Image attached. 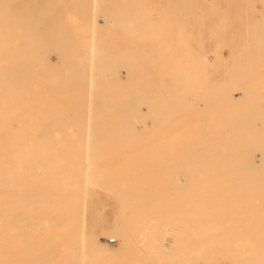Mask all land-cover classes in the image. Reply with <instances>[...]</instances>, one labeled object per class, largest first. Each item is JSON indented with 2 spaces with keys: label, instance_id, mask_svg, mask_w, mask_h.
Instances as JSON below:
<instances>
[{
  "label": "bare ground",
  "instance_id": "1",
  "mask_svg": "<svg viewBox=\"0 0 264 264\" xmlns=\"http://www.w3.org/2000/svg\"><path fill=\"white\" fill-rule=\"evenodd\" d=\"M51 1L52 0L46 1L44 4H45V6H48L50 8L51 12L52 11L55 12L56 11L55 9L57 7L58 8L61 7L58 5L59 0H58V2H56L57 0H53V2H51ZM60 1H62V0H60ZM170 1L173 2V0H170ZM183 1L184 0H181L182 3H183ZM246 1H247L246 2V4H247L248 0H246ZM13 2L15 3L14 0H13ZM17 2L18 1H16V3ZM32 2H34V0H32ZM77 2H75L76 4L74 2L70 3V4H68L69 2H65V4H63L64 9L62 8L63 6L60 9L66 10L67 11V12H65L66 14L70 13V12L72 14L77 13V12H79V13L84 12V10H85L84 3L80 4V6H78ZM166 2H167V0H165L164 3H166ZM169 2H167V3H169ZM195 2L193 3L194 5H195ZM228 2L229 1H227V4H228ZM254 2H255V0H254ZM262 2H263V0H262ZM3 3H4V1H3ZM35 3H36V0H35ZM102 3H104V7H105V5H107V2H102ZM182 3H180V4H182ZM250 3L252 4V1H250ZM115 4L117 5V2ZM188 4H190V2H188ZM188 4L186 3V6ZM251 4L249 6H251ZM3 5L4 4H2V6ZM261 5L259 6L260 8H261ZM29 6H31V5H28L27 7L29 9H31ZM164 6H167V5H164ZM184 6L181 5L180 9L183 10ZM5 7H4V11H5ZM227 7H228V5H227ZM22 8H20V9H22ZM87 8L89 9V7H87ZM166 8L167 7H164L163 9H165V11H166ZM173 8H175V7H173ZM20 9H18V10H20ZM60 9H58V11H60ZM112 9L106 8L108 16L106 18H103V21H102L103 26L104 27L109 26V25H112L114 23V25H113V27H114L115 24L118 23L117 21H119V20L122 21V23L125 26V23L128 21L126 18L127 16L126 17L123 16L127 20L126 22H123L125 19L124 20L120 19V18H122V15H123V14L121 15L122 10H120L118 7L116 9H114V8H112ZM1 10L3 11V9H0V11ZM6 10H8V9H6ZM132 10L133 9H131V11ZM181 10H178V11H180V13H181L182 12ZM191 10H192V7H191ZM194 10H196V9H194ZM72 11H75V12L73 13ZM142 11L143 10H141V12H140L141 14L143 13ZM196 11H194L195 16L197 13ZM261 11H262V9H261ZM126 12H127V10H126ZM170 12H172V10ZM183 12H185V11H183ZM190 12H192V11H190ZM212 12H213V10H212ZM59 13L58 14L56 13V14L59 16ZM133 13H135V12L133 11ZM140 13H138V14H140ZM213 13H215V12H213ZM222 13L223 12H221L220 14H222ZM262 13H261V15H262ZM56 14L53 13V15H56ZM141 14H140V16H142L144 13L142 15ZM165 14L167 15L166 12H165ZM53 15L52 16L50 15L47 17H42V18L34 15V17L30 16V17L24 18V19H30L27 21L25 20L24 22H29V21L31 22V20L36 21L37 23L43 22V24L41 23L39 25V23L38 24L36 23L37 24V26H36L34 23V25L36 26V28L41 27L42 30H43V28H44V30H46L45 34L40 35L37 33H35V34L32 33L33 35H30V36L28 35L30 38H31V36L32 37L34 36V39L33 40L30 39V42L28 39V41H27L28 43H26V44H35V45H38V44L45 45L46 44L49 46L56 47L55 51L57 49L58 53L60 54V58L62 59L64 65L66 66V68H68V70L64 71V66H62L59 63L57 64V66L53 64L54 65L53 67L55 69H57L56 67H58V65H59V67L62 66L61 70H54V68H52L51 64H49V61L47 63V60H46L47 57L46 58L45 57H42V58L39 57V59H38L39 64H36L35 60H34L35 62L34 61L32 62L31 59H24V58H26L27 55H30L29 52L33 53V50L30 48H29L30 49L29 51H27L28 49L26 50L27 52L23 51L25 53V56L23 55V59L21 58L22 60L20 62L14 61V57L9 56V49H6V48L3 49L2 52L7 53V55L0 57V110H2V112H4L3 113L4 118H3V120L0 121V264H117V263L118 264H136V263H143V254L142 255L138 254V251L136 249L137 248V242H138V244H143L145 241H148V240H158V236H157L158 230L161 229V226H163V227L168 226V224H167L168 220H165L161 224L155 223L156 222L155 220L157 219V217H160L161 214L163 215V213L166 212V211L165 212L163 211V210H165V208L168 210V212H170V211L174 212L175 210L177 211L179 209L178 213H181V215H179V216L176 214L175 215L176 217L173 216L174 218H172V219H171V216H170V218L168 217L170 219L172 225L178 224V226H179L181 223H183L184 225H187L186 222L190 223L192 221V224H193V226L191 225V227L193 228V230L191 232V235H192L193 232H199V233L202 232L201 231L202 229L201 230L199 229V226H201V224H199V223L201 221H205V222L207 221L208 222L209 220L210 221L215 220L216 222L218 221V223H221L222 221L219 222V220H222L224 217H228L230 215V214H228V216L227 215L218 216V214L216 215V213L219 212V209H220V211H222L221 206L219 207L218 203H219V205H221V203H222V206L224 204V206H223L224 207V209H223L224 213L227 211L229 212V210H231V211L235 210L234 208H231V206H233V205H231L232 203H229L227 200L222 201L224 199L223 197L226 198L227 195L225 196V194H220V193L215 191V192H212V194H210V195H205L206 197H209V200H208L207 198H205V196L201 197L202 195H200V192L202 189L207 188V186H209L210 188H214L216 184H217V186H219L221 188L223 187V189H231V188L235 187L234 185H231V184H238V185H240V184L247 185L248 184L247 187L249 186V184H252V185L253 184L254 185L259 184L258 185V186H260L259 188L261 190L263 188L262 192L264 191V186L261 187V185L264 184V174L262 176H260V175L258 176V175H256V173L253 170H250L247 166L249 159H250L249 157L253 156L252 152H254V151L260 152V154H261L260 166L262 167V170L264 173V142H262V141L257 142V140L255 142V139L260 138V140H262L264 138L259 137V135L257 136V138L249 136L250 133L248 134V132H247L249 130L248 128L250 127L249 125H254L257 122L256 121L257 119L252 120L251 115H253V114L249 113L248 111L245 112L244 110H242V111L240 110V113L239 112L236 113L237 116H235V118L240 119V120L242 119L243 121H241V122L237 121V122H235V124L233 122H231L234 124V126L238 124L237 127L242 125L243 127H240V129L245 131V133H246V136L244 138V142H242V144L236 145L235 141H233L234 144L230 145V147H232V148H239L242 150V151L237 152V153H232L233 150L231 151L228 148H226L228 151L222 148L223 144L225 142H227V140L230 138V136L225 135L224 137H221L222 135H220V131H218L219 129L218 130L215 129L216 124H218V123H215L213 120L212 121H213V124L215 125V127H212L210 130H212L214 132V134L217 133V136H219V137H217V139H218V144H216L217 147L211 146L207 150L200 152V151H196V149H194L195 147L193 146L194 145L193 144L194 142H193V143H191V145L193 144L192 145L193 147L190 145L185 146V147H180V149H178L177 151H175L172 154H169V153H157V154H155V153H152L153 151L149 152L148 151L149 149L144 145L143 149L144 150L148 149V150H145L144 153H138V154L136 153L134 155H131V152L134 151V149L132 148V145H130L129 147H131V148H129V151H131V149H132V151L130 153L127 149L128 147H126L128 154H127L125 149L123 152H126V153H122V151H120L121 153L118 152V150H120V148L123 146V145L121 146L119 144L120 140L124 141L128 137L129 139H132L131 144H132V142H134L136 140V139L133 140L136 137L132 136L134 134V132H136L135 129L133 128L130 130L127 126V123L129 124L128 118L130 117V114H131V116L141 115L139 113V111L141 110L142 107L137 108L135 103H131V105L128 104L127 106L126 105H116V104H118L116 102H120L124 97L118 98V96H115L114 93L111 94L110 92H107L105 94L104 90L106 88H107L106 91L108 90V86L110 85L111 82L106 81L105 78L103 79L106 71L101 72L100 70H102V69H109V70L113 69V70H115V69H119V68L120 69L121 68H128L129 64L132 65L135 60H139V59L143 60L144 57L146 58L147 55H144V53L140 54V53H136V52H124V53L120 54L121 55L120 57L116 56L117 59H122L124 61V64L116 65V66H114L113 63H110V59L111 60L114 59L113 58L114 56L112 58H110V56H108L109 58H104L103 56H102L103 58H100L101 57L100 56V57H98L99 58L98 60L95 59V62L98 63L97 67L100 69L98 73L93 74V72H92L93 69L91 70L92 67H90L89 72H92L93 75L88 72V74L87 73H85V74L81 73L79 75L81 77L78 76L80 79H83V81H85L86 78H87V80L89 78L90 79L93 78L94 81H92V82L90 81L89 83L93 84L92 86H95V84L99 86L98 90L101 93V94H99V97L95 96L98 94H96V92L94 91L95 87L91 86L92 92L93 91L95 92L92 94H94V96L97 97L96 100H95V97L93 98L94 102L93 101L92 102L94 104L91 106V108L93 110V114H94V120L96 121L97 126L95 128H94L95 125L89 126V128L90 127L94 128L93 130L91 129V132H93V136L90 135L91 137H89L90 143H88V141H85V138H83V137L75 138V137L64 136V133H66V128L74 126L73 128L76 130L75 127L78 128L79 126H82L83 124H84L83 126L88 128L87 127L88 125H86V123L87 124L90 123V120H89V122L85 123L88 116H87V111L84 112V110L87 107L86 105L89 104L88 102L86 104L85 101H86L87 97H85V96H87V94L91 95L90 92L88 93V91L86 90V88H87V86L85 85L86 82L82 81L83 83H80V84L85 83L84 87H86V88H84L83 85H82V88H79V89H78V87H80V86L74 87V88H77L78 90L84 88L85 92L83 91L84 89L82 91H78L76 89V91H75V89L73 87H71L72 85H70V84H69L70 87L68 86V88L66 87L68 84L65 86L67 89L64 87V82H65L64 78H67L68 76H70V78H71V76H72L73 80H80L79 78H76V77L74 79L73 73H71V72H74L75 75L76 74L78 75L79 72H77V70H79L80 67H82V69H84L83 66H80L78 63H80V60H82L83 56L85 57L87 55H90L91 52L93 53V51L91 49L92 46L90 48V50H91L90 54L88 53V50H86V49H88V47L86 49L83 48L82 50L85 49L86 51H82L83 52L81 54L82 57H80V56L76 57V58L80 57V60L78 59L79 62L75 58V56H73V57L69 56L67 53H70L71 48L68 47L70 50H66V48L68 46L67 44L70 43L67 40L73 36V34H74V33H72L73 30H69L70 25L68 26V24H66L67 26L64 25L63 23H61L63 25H58V26L50 24L52 20H54L57 23V20L59 19V17H56L57 15L55 17ZM162 15H164V11L162 12ZM62 16H64V12H63ZM145 16H147V15H145ZM178 16H179L178 18H180V15H178ZM64 17H66V15ZM64 17H61V19ZM82 17H83V15H82ZM197 17H199V16H197ZM223 17L225 18L226 15L222 16V18ZM228 17H231V16H228ZM1 18L2 17H0V19ZM56 18H58V19H56ZM132 18H133V16H132ZM147 18H148V16H147ZM165 18H166V16H165ZM200 18L201 17H199V19ZM2 19H3V21H5V20L8 21L7 19H9V18L4 17ZM16 19H18V18L17 17L15 18V22L20 20L21 18H19L18 20H16ZM185 19L186 18L184 17V20ZM194 19L192 17V19H190V20H194ZM113 20L115 22H113ZM131 20H134V19H131ZM142 20H141V23H142ZM196 20L197 19H195L194 21L196 22ZM200 20H202V19H200ZM209 20L212 21L211 18ZM260 20H258V22ZM12 21H13V19H12ZM54 21H52V22L55 24ZM120 21L116 27H118L120 25ZM165 21H167V20H165ZM24 22H21V24ZM131 22L132 21L129 20V23L127 22L126 25H128V24L130 25ZM143 22H144V20H143ZM149 22H152L150 17H149ZM149 22H148V24H149ZM155 22H157V21H155ZM195 22H193L194 25H195ZM227 22H228V20H227ZM261 22H262V20H261ZM170 23L172 24V21H170ZM175 23L172 27L170 26L171 24L168 26H170L171 28H174L175 31H176V29L178 31V28L174 27V26H176L177 23H179V22H177V20H176ZM190 23L192 24V21H190ZM144 24H147V21ZM153 24L154 23H152V25ZM141 25H143V23ZM33 26L28 27V28L31 27L30 31H32V32H33V29H32ZM134 26H135V24H134ZM140 26H139V28H140ZM238 26H239V24H238ZM3 27L15 29V28H22V25H19V24H17V25H3ZM137 27H138V24H137ZM149 27H147V25L144 27V28H147V31H145L146 29L144 30L143 27H141L139 30H142V28H143V31H145L144 35L147 36V34H149V32L151 30V28H149ZM188 27H189V25H188ZM219 27H220V25H219ZM219 27L217 30H219ZM56 28L60 29L59 32H57L58 30H56V31H54V33L55 32H57V33L51 35L50 34L51 32H49V31L53 32V29H56ZM183 28H186V26ZM72 29H73V27H72ZM192 29H195L194 26ZM139 30H137V31L134 30L135 33L137 32L138 36H140V34L142 35V33H143L142 31H141L142 33L141 32L139 33L138 32ZM180 30H183V29H180ZM214 31L216 32L215 28H214ZM242 31H244V30H242ZM27 32L30 33L29 30L26 31V33L22 34L23 36L21 35L22 38L24 37V35H26L25 37L28 38ZM10 33H11V31H10ZM128 33L129 32H127V34ZM135 33H133L134 35H132V34L131 35L129 34V35L136 37ZM210 33H211V31L209 32V35H210ZM244 33H245V31H244ZM262 33L264 34V32H262ZM7 34H9V33H7ZM174 34H176V32H174ZM191 34H190V36H191ZM198 34L200 35V33H198ZM211 34H214V33H211ZM223 34H224V32H223ZM229 34H231V32ZM13 35L15 36V32H14V34H12V33L9 34L11 39L14 38ZM188 35H186V37ZM192 35H194V34H192ZM209 35H208V37H209ZM224 35H226V34H224ZM233 35H234V33H233ZM83 36H85V35H83ZM149 36H152V34H150ZM228 36L229 35L227 33V37ZM6 37H7V35H6ZM171 37H173V34L171 35ZM171 37L170 38L167 37L168 39H166V41L164 40L165 42H167V45L169 44L168 40H170ZM183 37L185 38V36H183ZM183 37H181V38H183ZM213 37H216V36H213ZM238 37L240 38V36H238ZM17 38H18V36H17ZM74 38H77V36ZM74 38H71V39H74ZM174 39H175V37H174ZM178 39H179V41L181 40L180 43H182V45L186 44V42H187V41L184 42V40L182 41V39H180V37ZM17 40L22 41L21 37ZM192 40H193V38H192ZM217 40H219V39H217ZM234 40H236V38ZM255 40H258V38L254 39V42L251 41V43H255ZM263 40H262V42L264 45ZM8 41L0 40V44H8L10 42H11V44H13L15 42L14 39L12 41H10V40H8ZM222 41H225V40H223V38H222ZM24 42L25 41H23V43ZM31 42H33V43H31ZM160 42L161 41H159V43ZM215 43L218 44L217 41H215ZM246 43H247V41H246ZM64 44H65V46L67 45L65 47V49H64ZM221 44H223V43L221 42ZM221 44H219V45H221ZM165 45H166V43H165ZM236 45H237V47H239L238 44H236ZM253 45L254 46L251 47L254 49V50L252 49V52L257 51L254 48L256 45L255 44H253ZM49 46H47V47H49ZM200 46L201 45H199V47ZM216 46L218 49L216 48ZM216 46L214 44V49L216 48L215 50H217L216 53L220 52L219 46L218 45H216ZM222 46L223 45H221V47ZM244 46H246V45L244 44ZM250 46H251V44L249 43V47ZM47 47H45V49H41V51L39 50V48L36 50H39V53L40 52L42 53V50H43V52L45 53V50L47 49ZM201 47H203V46H201ZM257 47L258 46H256V48ZM262 47H261V49H262ZM50 48H52V47H50ZM174 49H175V46H174ZM263 49L261 51H263ZM48 50H49V48H48ZM48 50L46 51V53L48 52ZM51 50H54V48H52ZM248 50H250V48ZM66 51H67V53H66ZM168 51H169V49H168ZM170 51H172V49ZM245 51L247 52V50H245ZM258 51L260 52L259 47H258ZM164 52L165 51H163V53ZM26 53H27V55H26ZM52 53H54V52L52 51L51 54ZM51 54L48 57H52ZM136 54H138V55H136ZM165 54H167V53H165ZM245 54L243 56L246 57L247 54L246 55ZM54 55H56V54H54ZM232 55H233V53H232ZM216 56H218V54H216ZM216 56H215V58H217ZM229 56H230V54H229ZM250 56H251V54H250ZM259 56H260V54H259ZM95 57H97V56H95ZM206 57H208V56L206 55ZM206 57L203 54L200 56L201 62H202V64H201L202 68L203 67H205V68L209 67L208 66L209 65V59H207ZM238 57H241V56H238ZM254 57H253L252 63L254 62ZM88 58H89V56H88ZM116 58L114 59L115 61H116ZM229 58L230 57L227 58V61L229 60ZM53 59H55V58H53ZM241 59H242V57L240 58V60ZM73 60H75L80 67L74 65L72 62ZM90 60H91V63L93 62V65H94V57H93V61H92V59H90ZM114 60H113V62H114ZM147 60L148 59H146V61ZM160 60H162V59H160ZM244 60H243V62H244ZM247 60H248V58H247ZM249 60H252V59H249ZM260 60H261V58H260ZM58 61L59 60H57V61L55 60L54 63L56 64V62H58ZM212 61H213V59H212ZM233 61L235 62V60H233ZM236 61H239V60L237 59ZM256 61H257V58H256ZM42 62H44V63H42ZM59 62H61V60ZM220 62H222V61H220ZM259 62H261V61H259ZM109 63L113 66H110ZM215 63H218V62H215ZM239 63H240V61H239ZM252 63H251V65L254 66V63L253 64ZM222 64H223L222 67H224V62ZM89 65H90V63H89ZM239 65L237 64V66L233 68L234 72H235L234 69L239 70ZM242 65H244L243 66V72L244 71L246 72L247 68H249V65H250L249 62H245ZM142 66H144V65H142ZM142 66L140 68H142ZM234 66H235V64H234ZM86 67H87V65H86ZM178 67H180V66H178ZM216 67H218V65ZM50 68H52V70H50ZM74 68L77 70H75ZM130 68H131L130 69L131 73H129V74H130L131 78L133 76H134V78H136L137 76L139 78V76H140L143 79V77L146 75L158 73V72H154V71H156V66H155V70H154V68L151 69V66H150V68L148 67V68H143V69H139V70L137 68H134L133 65ZM158 68H161V67H157V69ZM71 69H73V70H71ZM176 69H178V68L176 67ZM152 70H154V71H152ZM198 70H199V68H198ZM202 70H204V68ZM231 70L232 69H230V72H231ZM263 70H264V68H263ZM80 71H82V70H80ZM167 71H168V67H166V71L164 69L163 70L160 69L159 74H161L163 77H165L164 80H166V76L168 74ZM170 71H172V70H170ZM109 72H111V71H109ZM179 72H181V70ZM237 72L240 73V71H237ZM185 73H186V75H184V76L189 78L191 73L189 72L190 73L189 76H187L186 71H185ZM203 73H204V71H203ZM257 73L258 72L256 71V74ZM260 73H261L260 76L263 77L264 72H263V74H262V72H260ZM117 74H116V76H117ZM155 74H153V75H155ZM179 74H181V73H178V72H174L173 74L171 73L172 76L174 75L173 76L174 78H172V76H171V78L173 79V82H174V80L176 82V79H178V78L180 79L182 74H181V76ZM94 75H97V76H94ZM111 75H112V72H111ZM176 75H178L179 77L176 78L175 77ZM197 75H198V73H197ZM202 75L206 76V77H203L206 79L210 76V75L207 76L206 73H204ZM229 75H230V73H229ZM252 75H254V73ZM260 76H257L256 79H254V81H257V79L259 80ZM111 77H113V76H111ZM117 77L120 78L119 75ZM254 77H255V75L253 76V78ZM114 78L117 80V78L115 76H114ZM114 78H112L113 79V86H115L114 81L115 82L118 81V80L116 81ZM138 78H136V79H138ZM247 78H248V80L250 79V81H253L251 75H250V78L249 77H247ZM112 79L108 78V80H111V81H112ZM181 79H183V78H181ZM233 79H236V78L234 77ZM233 79H230L231 83H233V81H232ZM32 80H39L42 86H45L46 88H48V91L45 93V101H42L41 99H39L37 97H33L32 100L29 103H27L26 100L24 99L23 93H24V91H26V90H24L25 89L24 85H27L28 82H30ZM164 80H163V82H164ZM184 80L183 81L181 80V82L186 81V80L185 81ZM189 80L190 79H188V81ZM204 80L205 79H203V81ZM238 80H240V79H238ZM238 80L236 79L237 84L241 83L244 85L243 87L247 86V84H248L247 79H245L246 80L245 82L247 84H244L245 83L243 81L244 79H242V82L241 81L239 82ZM128 81H130V79ZM168 81L165 82L164 86L160 85L163 87L162 88L163 93H164V90H165V92L168 91V90L166 91V89H165L166 85L168 84ZM227 81L229 83V80H227ZM75 82H77V81H74V84H75ZM78 82H80V81H78ZM119 82H120V79H119ZM119 82L116 83L118 86H119V84H118ZM122 82L124 83V81H122ZM131 82L135 83V81L134 82L131 81ZM138 82H139V80H138ZM173 82L171 80V83L173 84V86L174 85L177 86L180 83L179 82V83L175 84ZM123 83H121V84H123ZM125 83H127V82H125ZM252 83H254V82H252ZM74 84H73V86H74ZM77 84L79 85V83H77ZM229 84H228V86H229ZM259 84L262 85L261 82H259ZM204 85H205V83L203 84V87H204ZM234 85L232 87L230 86L231 89L234 87ZM251 85L252 84H250L249 88L252 87ZM110 86L112 87V83ZM122 86H124V85H122ZM213 86H211V88H207V90H205V92H204L205 93V99H206L205 105H207L208 109L206 110L204 107L203 110H206L205 111L206 113L209 112V110H210L209 116H206L208 113L205 114L207 119L204 116V114L200 115L204 112L202 110V108L200 109V107L197 108V106H196V105H199L198 103H200V102L196 101L197 104L194 105V107L196 106L195 108H193L191 105V108L194 109L193 110L194 112H195V110H198L197 112H199V110H202L199 113V115H198V113L196 115L200 116V117L202 116L201 119H204V121L209 120L208 117H210L211 113L214 116H218V115H220V113H222V114L224 113V114H226V116L228 114L230 115V111H228V110H230V109L233 110V108H235L234 110L236 112V111H238L236 109H238L239 106H241L240 107L241 109H243V107H244L245 110H248V108L251 107V110H252L253 108L258 107V102L260 101V99L264 100V89L256 90L255 89L256 86L254 88V85L251 89L244 88L243 91L238 90L239 88H237V87L236 88L234 87V90H237V92L242 91L241 97L239 99L233 94L234 90H233V92H231V89H229L230 92L226 91L225 93H221L222 89L224 92L226 89L228 90L229 87L221 86V88L222 87L223 88L222 89L220 88V92H219L218 87H215L213 89L212 88ZM97 87H96V89H97ZM167 87H168V89L170 88L169 86H167ZM180 87H182V85ZM225 87H226V89H224ZM243 87L241 85L240 89H242ZM119 88H121V87L119 86ZM183 88L180 89L179 95L182 93ZM69 89H71V90L73 89L72 92H70ZM90 89H88V90L90 91ZM100 89L103 90L104 94H103V92L100 91ZM121 89H123V87ZM121 89H119L120 92L124 91L126 88L124 87V90H122V91H121ZM129 89H131V88H129ZM129 89L126 90V91H128L127 93L132 94V92H131L132 90L130 91L131 92L130 93ZM146 89L144 92H147ZM216 89H217V91H216ZM66 90H69L68 92H70V94L74 93V95L78 91L76 97H79V98L71 100L70 98H72L74 96V95L72 96V94L71 95L69 94L70 98L66 97V95H65L67 93ZM133 90H134L133 91V94H134L135 89H133ZM126 91H124V93H123L124 95H125ZM200 91H201V89H200ZM64 92H66V93L64 94ZM114 92H115V90H114ZM53 93H55L56 95L55 94L53 95ZM83 93H87V94H83ZM135 93H137L136 95L138 96V92H135ZM79 94L82 96H78ZM117 95H119V94H117ZM120 95H122V94H120ZM151 95H152V93H151ZM156 95L159 96L160 94H156ZM184 95L181 94L179 96L180 100H183V98L184 99L188 98L189 94H187L185 96ZM126 96H127V94H126ZM168 96H169V98L171 97L168 94V95H166V98H168ZM181 96H183V98ZM201 96H204V95H201ZM201 96H199L200 98H198V101H201L203 103V102H205L204 101L205 99L203 97L202 98L204 100L201 99ZM64 97H65V100H64ZM90 97L92 98L93 96L91 95ZM90 97H89V99H90ZM163 97H165V96L163 95ZM175 97H177V96H175ZM67 98H68V100H67ZM154 98L159 101V99H157V98H160V97H154L153 96V99ZM153 99H152V101L156 102V100L155 99L153 100ZM172 99L175 100L173 97H172ZM191 99L192 98H190V100L188 99L189 104H192V103H190ZM51 100H54V101L58 100L59 102L53 103ZM124 100L125 99H123L122 101H124ZM131 100H129V101H131ZM134 100L136 101L138 99H134ZM178 100H175V103H176L175 105L178 104L177 102H180V100L179 101ZM64 101H65V103H64ZM135 101H133V102H135ZM170 101H171V99H170ZM163 102H162L163 106L165 104H167V103L163 104ZM181 102H184V100ZM194 102H195V100H193V103ZM114 103H116L115 105L117 106V108H114V110H113L111 108L113 107L112 105ZM126 103H124V104H126ZM170 103H172V104H174V103L172 101L171 102L168 101L169 105L167 104L168 107L170 106L169 109L172 110L171 109L172 106ZM188 103H185V105ZM241 103H243V104L240 105ZM148 104H150V103H148ZM148 104H147L146 108L148 107ZM182 104H184V103H182ZM167 105H166V107L161 106V109L163 110L166 108L165 110H167V113H169ZM110 106H112V107H110ZM183 106H182V108H183ZM105 107H106V109L108 107V108H110L111 111L113 110L115 113L116 112L117 113L116 114H107L110 112V110H107L109 112H107L106 114H102L100 112L101 108H105ZM173 107L176 108L174 105H173ZM236 107H238V108H236ZM76 108L81 109V110L78 111L79 112L78 114H74L72 117H68V114L64 113V110H66V109H73L74 110ZM150 108L152 109V111L150 112V115L147 114L149 116V118L152 119L151 117H153V119H154V116H157V119H156L155 123L153 124L154 126H152L155 129L157 127V126L155 127V124L158 126L160 124V126H161V123H162L163 126L160 127L161 129L162 128L164 129L165 126H168V125H166L167 122H168L169 126L172 125L173 123L176 125V122H174V121H173V123H172V121H169V120L166 122V120L168 118L163 119V118H165V115H164V117L162 115L165 112V110H164V112L162 110H160V112H159L160 107L158 108L157 105L156 106L150 105ZM259 108H257V110L254 109L252 112L254 114L257 113V115H258L257 111H260ZM137 109H138V111H137ZM177 109L179 110V108H177ZM73 110L70 111L71 114H73L72 113ZM178 110L176 111V113H178ZM179 111H181V110H179ZM193 111H192V113H193ZM261 111H263V110H261ZM70 112H68V113H70ZM183 112L185 114L184 113H182V114L178 113L177 116H179V114L180 115L184 114V116H186L188 113H189L188 116H190V114H191L190 113L191 111L190 112L183 111ZM186 112H188V113H186ZM235 112H231V113L235 114ZM176 113H174V114L176 115ZM6 114L9 115L8 116L9 118L5 117ZM233 114H231V117L233 116ZM260 114H261V112H260ZM128 115H129V117H128ZM159 115H160V117H159ZM196 115H194V116L192 115L193 119L190 117L192 119L193 125L196 124L197 122H199L197 120H196L197 122L195 121ZM173 116L170 115L171 118H169V119L173 120L172 119ZM188 116H187V118H188ZM249 116L251 117L250 118L251 120L246 119V118H249ZM176 117H175V120L179 121V120H177L178 117L177 118ZM181 117H180V121H179L180 123H181ZM183 117H182V119H184ZM200 117H198V118H200ZM221 117H224V116H220V118ZM262 117H264V116H262ZM27 118H33L32 122L28 121L30 123L28 126L23 125V123L25 124V122H26L25 120H27ZM66 118H68V119L66 120ZM144 118L146 120L147 117H144ZM260 118H261V116H260ZM131 119H132V117H131ZM191 119H189V120L191 121ZM201 119H198V120H201ZM214 119H216V117ZM223 119H219V116H218V119H216V120H223ZM228 119H230V117H228ZM13 120H17V122L19 124L18 130L13 129V127H12ZM94 120H92V121H94ZM141 120H143V119H141ZM227 120H226V123H228ZM188 121H184V122L187 123ZM169 122H171V123H169ZM179 122H177V123H179ZM186 123H184V124H186ZM192 123L191 124L189 123L191 125L190 128H192ZM220 123L224 124V122H222V121H220ZM91 124H92V122H91ZM174 124L172 125L173 127H174ZM184 124L182 121V125H184ZM189 124H188V128H189ZM178 125H176V128L178 129V127H179V130H181L182 128L184 129L186 127V125H184L185 127H183V126L180 127L181 124L179 126ZM197 125L199 126V128H201L199 123ZM202 125H204V123ZM129 126H131V125H129ZM169 126H168V128L173 130V127L170 126L171 127L170 128ZM80 128H83V127H80ZM80 128H78V129L80 130ZM150 128L151 127H149V129ZM176 128L174 127V129H176ZM161 129L157 130V131L160 130L159 132H157V131H155V132H157V133L162 132L161 134H159L160 136L162 134L169 136V133L171 130H168V135H167V133L165 132L167 130V128H165L163 130L165 133H163V131H161ZM183 129H182V131H183ZM207 130L210 131L208 129V127H207ZM182 131H180V132L177 131V133L178 132L181 133ZM184 131H185L184 133L187 132L185 129H184ZM197 131H198V129H197ZM257 131L259 132L260 130H257ZM171 132H172V136H169L168 138L166 137L169 140H170V137H173V135H174L173 133L176 131L173 130ZM202 132H203V130L201 131L200 134H202ZM262 132H263V130L261 132H259V134ZM184 133L181 135L184 136L185 135ZM128 134H131V135L129 136ZM156 135L157 134H155L154 136H156ZM138 136H139V134H138ZM201 136L199 137L200 141H201ZM204 136H207V135H204ZM204 136H202V137H204ZM161 137L163 140V137H165V136L163 135ZM161 137H159L158 140H160ZM209 137H211V136H209ZM252 138L254 139V142H253ZM137 139H139V138L137 137ZM140 140H138V142L136 140V144L143 142L142 140L141 141ZM169 140H166V143ZM199 140H198V138L196 139V145L199 144V142H200ZM127 141H128V139H127ZM193 141H195V140H193ZM230 141H232V140L230 139ZM143 143L142 144L140 143L138 145L143 146ZM154 143H156V141ZM134 144H135V142H134ZM211 144H213V143H211ZM138 145H137V147H138ZM155 146H156L155 148L158 150L159 147L157 148V145H155ZM124 147H125V145H124ZM249 147H252V149H253V151L251 153H248V151H246V149L247 148L249 149ZM139 148L140 147H138L137 149H139ZM87 149H89L90 151L88 150L86 152ZM154 149H151V150H154ZM141 150L142 149H139V151H141ZM229 150L231 152H229ZM136 151L137 150H135L132 153H135ZM147 151L149 153L145 154V152H147ZM233 152H235V151H233ZM260 154H259V156H260ZM109 159H110V161L113 160L114 163L113 162L110 163ZM115 163H117L118 165L120 164V166L116 167V168H118L116 170L117 171V173H116L117 179L113 180L111 177V174H110V170L115 168V167H113V165L115 166ZM178 174L183 175L182 179L184 182H182V184H185V185L193 184V187H195V189L188 191L189 195H187V194L186 195H180V198H179L180 201H178L179 203H177V205L179 207L181 206L182 208L180 207L181 208L180 209L176 205L178 209L177 208H175V209L171 208V210H169L166 207L167 204L166 205L164 204L165 208H164L163 204H161L163 207L161 205H159V207H160V209H159V208H157L158 206L156 205L157 207H155V208L159 209L160 211L158 212L159 214L157 213L158 210H156L155 212L153 211V214L155 213L156 216L157 215H160V216L156 217L153 214H148V216L146 217L145 213L150 210L151 205L146 204L145 202H137L136 198L139 197V194L142 191L141 188H138V186H139L138 184H140V185L141 184H149V185L150 184H169V186H172V184H177V182L179 181ZM195 184H197V186ZM198 184L200 186H202L201 184H203V186L200 187V186H198ZM205 184H207V185H205ZM185 185H183V187ZM146 187H147V185H146ZM174 187H175V185H174ZM183 187H182V189H180V191L183 190ZM185 187H187V186H185ZM244 187H246V186H244ZM250 187H251V185H250ZM255 188L256 187H254V189ZM260 189H259V191H260ZM100 190H103V192H100ZM178 192L179 191H177L176 193H178ZM226 193H228V192L226 191ZM254 193L255 192H253V194ZM141 194H142V192H141ZM162 194H164V193H162ZM248 194L251 195V193H248ZM259 194H260L259 197L257 196L256 198H261V199H262V197L264 198L263 194H261L260 192H259ZM190 195H191V198L189 197ZM231 195L232 196L234 195L233 198H235V195H237V197H238V194L237 193L235 194V192H234V194H231ZM142 196H144V198H145V194ZM151 196H152V194H151ZM243 197L247 198V201H248L251 199L252 196L250 197V199L248 198L249 196L247 197V194L243 195ZM166 198H169V197H166ZM213 198H214V201H212ZM218 198H221L222 202H220L218 200ZM227 199H228V197H227ZM215 200H218L217 206L219 207V209H218V207L216 209L215 208L216 206L214 207V204H216ZM192 202H193V204H195L197 206V207H195L194 205H192L195 207V210H194V208H192L193 211L191 208H190V210L188 208L185 209L186 204H191ZM149 203H150V201H149ZM180 203H182V204H180ZM253 203L254 202H252V206H253ZM259 203H260L259 201L257 203H254V204H257L258 206L254 205L253 207H256V206L259 207L260 206ZM245 204H248V202H245ZM228 205H230V206H228ZM246 206L247 205H245V207ZM245 207H244V209H245ZM248 207H250V206H248ZM260 208L262 209L263 207H260ZM244 209H241V210H243V212H244L245 211ZM258 209L255 211L256 213L261 212L260 211L261 209H259V211H258ZM231 211L229 213H232ZM246 211H248V209H246ZM238 212H240V210L236 211V213H238ZM253 212H254V210H253ZM262 212H263V210H262ZM241 213H242V211H241ZM246 213H248V212H246ZM116 215H118V217ZM163 216H165V215H163ZM161 218H162V216H161ZM118 219L122 221L121 226H118L116 224V221ZM225 219H227V218H225ZM258 220L259 219L257 218V220H255V221H258ZM260 220H262V218ZM263 220H262V222H264ZM218 223H216V224H218ZM254 223L252 225H249V224L243 225L242 226L243 231L240 234H238V236H237V238L239 239L238 242L245 245L248 252L250 253L245 257V262L243 264H246V263L247 264H260V263L263 264L264 263V261H263L264 260V238L260 239L264 235V233H262V231H264V230H262V231L260 230L261 225L259 224V222H256L255 224ZM210 224H212V223H210ZM188 226H189V228H191L189 224H188ZM205 231H207V229ZM166 232H167V230H166ZM99 236H103V237H105V239H107L106 238L107 236H110L114 239V241L116 240L118 242L117 251H109V249L107 248V245H104V244H102L103 242L100 243L98 241ZM209 236L210 235H208V238L212 237V236L211 237H209ZM132 241L136 242V243H133ZM185 241L187 244V243L191 242V239H188ZM225 241H226L225 236L215 235L214 239L212 238L210 240L208 247L199 248L200 252H204V253L205 252H210V253L213 252V253H216L215 255H219V256H221L222 259H225L226 252H227V248L224 249V247L226 246Z\"/></svg>",
  "mask_w": 264,
  "mask_h": 264
},
{
  "label": "rangeland",
  "instance_id": "2",
  "mask_svg": "<svg viewBox=\"0 0 264 264\" xmlns=\"http://www.w3.org/2000/svg\"><path fill=\"white\" fill-rule=\"evenodd\" d=\"M1 2H0V7L2 6V4H4L3 6L5 7V11H4V7L2 8H0V9H3V11L1 10L0 11V17H2V18H4V17H6V18H9V19H7L8 21H3V19L1 18L0 19V40H6V41H8V40H10V41H12L13 39H14V43L13 44H11V42L10 43H8V44H0V57H2V56H5V55H7V53H3L2 51H3V49H9V56H12V57H14V61H17V62H20L22 59H23V55L25 56V53L24 52H27V51H29L30 49H32L33 50V53L32 52H29V54L30 55H27V53H26V58H24V59H31L32 60V62L34 61L36 64H39V62H38V59H39V57H47L46 58V60H47V63H48V61H49V64H51V66H52V68H54L53 66L54 65H56L57 66V64L59 63V64H61L62 66H64V71H66V70H68V68H66V66L64 65V63H63V61H62V59L60 58V54L58 53V51H57V49H56V51H55V48L56 47H53V46H49V45H42V44H38V45H35V44H26V43H28L27 41H28V39H29V42H30V39H34V36L32 37L31 36V38L29 37L30 35H33V34H35V33H37V34H45V32H46V30H44V28H43V30H42V28L41 27H37L36 28V26H37V24L39 23V25L42 23L43 24V22H36V21H33V20H31V24L29 23V22H24L25 20L27 21V20H30V19H24L25 17H34V15L35 16H38V17H40V18H42V17H47V16H52L53 15V13H59V16L57 15H53L54 17L56 16V17H59V19L58 18H56V19H58L57 20V23L54 21V20H52V21H54L55 22V24L51 21V23L50 24H53V25H56V26H58V25H66V24H68V26H69V30H73V32L72 33H74L73 34V36L71 37V38H74V37H76L77 36V38H74V39H68L67 41L68 42H70V43H66L67 45V48H66V50H70L68 47H70L71 48V50H70V53H67V51H66V53L69 55V56H75V58L76 57H78V56H80V57H82L81 56V54L83 53L82 51H86V50H88V53L90 54V52H91V50H90V48H91V46H92V51H93V53L91 52V54L90 55H87V56H83L82 57V60H80V57L79 58H76L77 60L79 59L80 60V63H78L80 66H83V68L84 69H82V67H80L78 64H77V60L75 61V60H73L72 62H73V64L74 65H76V66H79L80 67V69L79 70H77V69H75V70H77V72H79V74L77 75H75L74 74V72H71V73H73V77H74V79H75V77L76 78H79V77H81V76H79L81 73H87L88 74V72H89V68L90 67H92L91 68V70H92V72H93V74H96V73H98L99 72V68L97 67V62H95V59L96 60H98L99 58L98 57H100V58H109L108 56H110V58H112L113 56V58L115 59L116 58V56H118V57H120L121 55L120 54H122V53H124V52H136V53H140V54H142V53H144V55H147L146 56V58L144 57V59L142 60V59H139V60H135L134 62H133V67L134 68H137L138 70L139 69H143V68H150V66H151V69L152 68H154V70H155V66H156V71H154V70H152V71H154V72H158V73H153V74H155V75H153V74H151V75H146V76H142L143 77V79L139 76V78H138V76L136 77V78H138V79H136V78H134V76L131 78L130 77V74L129 73H131V71H130V67L132 66L131 64H129V67L128 68H119V69H115V70H113V69H111V70H109V69H102V70H100L101 72L103 71V72H105V75H104V77H103V79L105 78L106 79V81H108V82H111L112 83V87L110 86L111 85V83H110V87L108 86V90L106 91V89L104 90L105 91V94L107 93V92H110L111 94H113L114 93V95L115 96H118V98H123V99H125L124 101H120V102H116V103H118V104H116V103H114L112 106H110V107H112L111 109H113L114 110V108H117V106L116 105H131V103H135V105L137 106V108H140V107H142L141 108V110L139 111V113L141 114V115H134V116H131V114H130V117H129V115H128V121H129V124L127 123V126H128V128L131 130V129H135V131L136 132H134V134L132 135V136H135L136 138H134L133 140H137V142H138V140H142L143 142H140L141 144L143 143V146L142 145H138V144H140V143H137L136 144V140L134 141L135 142V144H134V142H132V144H131V141H132V139H129L128 137L126 138V140H124V141H122V140H120V145L122 146L121 148H120V150H118V152H120V151H122V153H126L127 152V154H128V151H129V148H131V147H129L130 145H132V148L134 149V151L135 150H137L135 153H132V152H134V151H132V149H131V151H129V153L131 152V155H134V154H138V153H144V151L145 150H148L149 152H152V153H155V154H157V153H169V154H172V153H174L175 151H177L178 149H180V147H185V146H188V145H190V146H192L193 144V146L195 147L194 149H196V151H204V150H207L209 147H217V145L216 144H218V139H217V137H219V136H217V133L216 134H214V132L212 131V130H210L212 127H215V125L213 124V121L215 122V123H218V124H216V127H215V129H219L218 131H220V135H222L221 137H224L225 135H227V136H230V138L227 140V142H225L224 144H223V149H225V150H227L226 148H228V149H230L231 151L233 150V151H235V152H233L232 151V153H237V152H240V151H242L241 149H239V148H232V147H230V145L231 144H234V142L233 141H235V144L236 145H239V144H242V142H244V138H245V136H246V133H245V131H243V130H241L240 129V127H243L242 125L241 126H239V127H237L238 126V124L237 125H235L234 126V124H235V122H237V121H239V122H241V121H243L242 119L240 120V119H237V118H235V116H237V114L236 113H240V110L242 111V110H244L245 112H249V113H252L253 115H251L252 116V120H255V119H257L256 121V123L254 124V125H249L250 127L248 128L249 130L247 131L248 132V134L250 133V137H254V138H257V136L259 135V137H263L264 138V117H262V116H264V100L263 99H260V101L258 102V107L257 108H259V110L260 111H257L258 112V115H257V113H253L252 111L255 109V110H257V108H253L252 110H251V107H249L248 108V110H245V108L243 107V109H241L240 107L241 106H239V108L238 107H236V108H238V109H236V110H238V111H236L235 112V108H233V110L232 109H230V110H228V111H230V115L228 114L227 116H226V114H222V113H220V115H218L219 116V119H223V120H216V119H218V116H214V115H212V113H211V115H210V117H208V121L207 120H205L204 121V119H201L202 118V116L200 117V116H197L196 114L198 113V115H199V113L204 109V107H205V109L207 110L208 109V107H207V105H205V103H206V99H205V90H207V88H211V86H213L212 88L214 89L215 87H218V90H219V92H220V88H221V86H227V87H229L228 88V90L226 89V87L224 88V89H226L224 92H223V87L221 88L222 89V91H221V93H225L226 91H228V92H230L229 91V89H231V87L236 83L237 84V81H236V79L238 80V79H240V80H238L239 82L241 81L242 82V79H244L243 81L245 82L246 80L245 79H247V83L245 82L244 84H247V86L246 87H243L244 85L243 84H241V83H238L236 86L234 85V87L236 88H239L238 90H244V88H248V89H251L252 87H253V85H254V88H255V86H256V90H261V89H264V74H263V72H264V70H263V68H264V45H263V42H262V40L264 39V34L262 33V32H264V0H263V2H262V0L260 1V0H255V2H254V0H248V3L246 4V0H184L183 1V3L181 2V0H173V2L172 1H170V0H167V2H169V3H164L165 2V0H62V1H60L59 0V3H58V5L59 6H63L62 8L64 9V5L63 4H65V2H69L68 4H70V3H75V2H77V5L78 6H80V4H83L84 3V8H85V10H84V12H77V13H74L75 11H72L74 14H72L71 12L70 13H65V12H67L66 10H61L60 8H56L55 10V12L54 11H52L51 12V10H50V8L48 7V6H45V2L46 1H50V0H36V3H35V0H34V2H32V0H14L15 1V3L13 2V0H3L4 1V3H3V1L2 0H0ZM7 1V2H6ZM11 1V2H10ZM16 1H18L17 3H16ZM64 1V2H63ZM197 3H196V2ZM227 1H229L228 2V4H227ZM242 1V2H241ZM250 1H252V4L250 3ZM20 2V3H19ZM51 2H53V0L51 1ZM55 2V1H54ZM56 2H58V0L56 1ZM102 2H107V5H105V7L108 9H112V8H114V9H116L117 7L120 9V10H122V13H121V15H122V18H120L121 20L123 19H125L123 16H127L126 18H127V20L125 19L123 22H128L129 23V20L130 21H132L131 23H130V25L128 24V25H126L127 24V22L125 23V26H124V24L122 23V21H120V25L118 26V27H116L118 24H119V21H117L118 23H116L115 24V26L113 27V25H114V23L112 24V25H109V26H103V23H102V21H103V18H106L107 16H108V13H107V10H106V8L104 7V3H102ZM117 2V5L115 4ZM175 2V3H174ZM178 2V3H177ZM188 2H190V4H188ZM195 2V5L193 4ZM262 2V3H261ZM79 3V4H78ZM119 3V4H118ZM180 3H182V4H180ZM186 3L188 4L187 6H186ZM251 4V6H249L250 4ZM262 5H261V4ZM20 4V5H19ZM67 4V3H66ZM76 4V3H75ZM180 4V5H179ZM193 4V5H192ZM243 4V5H242ZM257 4V5H256ZM28 5H31V6H29L31 9H29L27 6ZM87 5V6H86ZM164 5H167V6H164ZM175 5V6H174ZM181 5L182 6H184L183 7V10H181L180 8H181ZM197 5V6H196ZM227 5H228V7H227ZM261 5V8L259 7ZM33 6V7H32ZM196 6V7H195ZM256 6V7H255ZM23 7V8H22ZM72 7V6H71ZM87 7H89V9L87 8ZM164 7H167L166 8V11H165V9H163ZM173 7H175V8H173ZM191 7H192V10H191ZM20 8H22V9H20ZM73 8V7H72ZM91 8V9H90ZM187 8V9H186ZM196 9V10H194V9ZM6 9H8V10H6ZM18 9H20V10H18ZM58 9H60V11H58ZM88 9V10H87ZM131 9H133L132 11H131ZM185 9V10H184ZM211 9V10H210ZM215 9V10H214ZM261 9H262V11H261ZM30 10V11H29ZM113 10V9H112ZM126 10H127V12H126ZM141 10H143L142 12L144 13H140L141 12ZM172 10V12H170ZM178 10H181L182 12L180 13V11H178ZM196 11L197 13H196V16L194 15V11ZM212 10H213V12H215V13H213L212 12ZM133 11L135 12V13H133ZM164 11V15H162V12ZM183 11H185V12H183ZM190 11H192V12H190ZM201 13H200V12ZM209 11V12H208ZM248 11V12H247ZM63 12H64V16L66 15V17H64V16H62L63 15ZM150 12V13H149ZM165 12L167 13V15L165 14ZM180 14H179V13ZM221 12H223L222 14H220ZM263 12V13H262ZM127 13V14H126ZM138 13H140L142 16H140V14H138ZM146 13V14H145ZM161 13V14H160ZM173 15H172V14ZM176 13V14H175ZM191 13V14H190ZM261 13H262V15H261ZM77 14V15H76ZM134 14V15H133ZM136 14V15H135ZM209 14V15H208ZM212 14V15H211ZM233 14V15H232ZM82 15H83V17H82ZM145 15H147L148 16V18H147V16H145ZM151 15V16H150ZM176 15V16H175ZM178 15H180V18H178L179 16ZM201 15V16H200ZM211 15V16H210ZM225 16L226 15V17L224 18H222V16ZM257 15V16H256ZM130 16V17H129ZM132 16H133V18H132ZM144 16V17H143ZM165 16H166V18H165ZM193 17V19L195 18V19H197L196 20V22L194 21V20H190V19H192V17ZM197 16H199V17H201L200 19H202V20H200L199 19V17H197ZM228 16H231V17H228ZM21 18L20 20H18V19H16V20H18V21H16L15 22V18ZM61 17H64V18H62L61 19ZM143 17V18H142ZM149 17H150V19L152 20V22H149ZM177 19H176V18ZM184 17L186 18L185 20H184ZM221 17V18H220ZM93 18V19H92ZM134 19V20H131V19ZM144 20V22H143V20ZM177 20V22H179V23H177V25L176 26H174V27H177L178 28V31H177V29H176V31L174 30V28H171L173 25H174V23L176 22V20ZM211 18V20L212 21H210L209 19ZM262 18V19H261ZM12 19H13V21H12ZM163 19V20H162ZM167 20V21H165V20ZM199 19V20H198ZM224 21H223V20ZM262 20V22H261V20ZM23 20V21H22ZM141 20H142V23H143V25H141L142 23H141ZM147 21V24H144V23H146V21ZM227 20H228V22H227ZM258 20H260L259 22H258ZM20 21V22H19ZM140 21V22H139ZM155 21H157V22H155ZM170 21H172V24L170 23ZM175 21V22H174ZM190 21H192V24L190 23ZM8 22V23H7ZM21 22H24V23H22L21 24ZM96 22V23H95ZM113 22H115L114 20H113ZM135 22V23H134ZM148 22H149V24H148ZM167 22V23H166ZM193 22H195V25L193 24ZM27 23V24H26ZM29 23V24H28ZM34 23H35V25H34ZM37 23V24H36ZM61 23H63V24H61ZM138 24V27H137V24ZM152 23H154L153 25H152ZM202 23V24H201ZM261 23V24H260ZM17 24H19V25H22V28H15V29H12V28H4L3 27V25H17ZM134 24H135V26H134ZM152 26H151V25ZM167 24V25H166ZM171 24V25H170ZM176 24V23H175ZM212 26H211V25ZM238 24H239V26H238ZM33 26V32L32 31H30L31 30V27L30 28H28L29 26ZM141 25V26H140ZM147 25V27H149V28H151V30H150V32H149V34H147V36H145L144 35V33H145V31H147V28H144L145 26ZM168 25H170V26H168ZM188 25H189V27H188ZM219 25H220V27H219ZM228 25V26H227ZM2 26V27H1ZM24 26V27H23ZM26 26V27H25ZM67 26V25H66ZM111 26V27H110ZM139 26H140V28L141 27H143L144 28V30L145 31H143V28H142V30H139L140 28H139ZM186 26V28H183V27H185ZM193 26H194V28L195 29H192L193 28ZM198 26V27H197ZM202 26V27H201ZM208 26V27H207ZM227 26V27H226ZM72 27H73V29H72ZM137 27V28H136ZM192 27V28H191ZM200 27V28H199ZM207 27V28H206ZM218 27H219V30H217L218 29ZM26 28V29H25ZM210 28V29H209ZM214 28L216 29V32L214 31ZM180 29H183V30H180ZM240 29V30H239ZM29 30V32L31 33H28L27 34V37L28 38H26L25 36L26 35H24V37L22 38V34H24V33H26V31H28ZM56 30H58L57 32H59V30L60 29H58V28H56V29H53V32L52 31H49V32H51L50 34L51 35H53V34H55V33H57V32H55L54 33V31H56ZM134 30H139L138 32L140 33L141 31L143 32H141L142 33V35L140 34V36H138L137 35V32L135 33V31ZM196 30V31H195ZM207 30V31H206ZM213 30V31H212ZM242 30H244L245 31V33H244V31H242ZM10 31H11V33L12 34H14V32H15V36L13 35V39H11V37L9 36V34H11L10 33ZM93 31V32H92ZM211 31V33H214V34H211L210 33V35H209V32ZM220 31V32H219ZM43 32V33H42ZM85 32V33H84ZM127 32H129L128 34H127ZM132 32V33H131ZM152 32V33H151ZM174 32H176V34H174ZM182 32V33H181ZM184 32V33H183ZM219 32V33H218ZM223 32H224V34H226V35H224L223 34ZM231 32V34H229ZM234 33V35H233V33ZM7 33H9V34H7ZM33 33V34H32ZM84 33V34H83ZM132 35H134L133 33H135V36L136 37H133V36H130L131 34ZM138 33V34H139ZM147 33V32H146ZM194 34V35H192V34ZM198 33H200V35L198 34ZM227 33H228V37H227ZM256 33V34H255ZM49 34V35H50ZM77 34V35H76ZM85 35V36H83V35ZM130 34V35H129ZM150 34H152V36H149ZM173 34V37H171V35ZM182 34V35H181ZM185 34V35H184ZM189 34V35H188ZM190 34H191V36H190ZM239 34V35H238ZM250 34V35H249ZM255 34V35H254ZM260 36H259V35ZM4 35V36H3ZM6 35H7V37H6ZM18 36V38H17V36ZM22 35V36H21ZM29 35V36H28ZM48 35V36H49ZM175 35V36H174ZM181 35V36H180ZM186 35H188L187 37H186ZM208 35H209V37H208ZM224 37H223V36ZM245 35V36H244ZM12 36V35H11ZM83 36V37H82ZM138 36V37H137ZM142 36V37H141ZM183 36H185V38L183 37ZM201 38H200V37ZM213 36H216V37H213ZM232 36V37H231ZM238 36H240V38L238 37ZM254 36V37H253ZM6 37V38H5ZM17 39H19L20 37H21V39H22V41L21 40H17ZM92 37V38H91ZM167 37H171V39L170 40H168L169 42V44L167 45V42H165L166 41V39H168ZM174 37H175V39H174ZM180 37V39H182V41L184 40V42H186V44H183L182 45V43H180V41H179V38ZM181 37H183V38H181ZM5 38V39H4ZM50 38V37H49ZM52 38V37H51ZM192 38H193V40H192ZM199 38V39H198ZM222 38H223V40H225V41H222ZM226 38V39H225ZM236 38V40L238 41H236V40H234ZM249 38V39H248ZM258 38V40H255V43H251V41L252 42H254V39H257ZM93 39V40H92ZM146 39V40H145ZM173 39V40H172ZM217 39H219V40H217ZM246 39V40H245ZM17 40V41H16ZM31 40V41H32ZM165 40V41H164ZM21 41V42H20ZM23 41H25L24 43H23ZM159 41H161L160 43H159ZM176 43H175V42ZM194 41V42H193ZM200 41V42H199ZM215 41H217L218 42V44L217 43H215ZM240 41V42H239ZM246 41H247V43H246ZM264 41V40H263ZM9 42V41H8ZM18 42V43H17ZM72 42V43H71ZM127 42V43H126ZM221 42L223 43V44H221ZM31 43H33V42H31ZM165 43H166V45H165ZM173 43V44H172ZM194 43V44H193ZM197 43V44H196ZM203 45H202V44ZM240 43V44H239ZM249 43L251 44V46L249 47ZM258 43V44H257ZM214 44H215V46L216 45H218L219 46V49H220V52H217L216 53V51L217 50H215L216 48H217V46H216V48L214 49ZM219 44H221V45H223L222 47H221V45H219ZM236 44H238L239 45V47H237V45ZM244 44L248 47H246V46H244ZM248 44V45H247ZM253 44H257L256 46H258L259 47V50H260V52L258 51V47L256 48V46L254 47L257 51H253L252 52V49L253 48H251L252 46H254ZM164 45V46H163ZM175 46V49H174V46ZM199 45H201V46H203V47H199ZM236 45V46H235ZM47 46H49V47H47ZM65 44H64V49H65ZM169 46V47H168ZM173 46V47H172ZM199 48H198V47ZM243 46V47H242ZM263 46V47H262ZM32 47V48H31ZM37 47V48H36ZM45 47H47V49L45 50V53L43 52V50H42V53L40 52L39 53V50L41 51V49H45ZM50 47H52V48H54V50H51L52 48H50ZM88 47V49H86ZM246 47V48H245ZM261 47H262V49H263V51H261L262 49H261ZM30 48V49H29ZM39 48V50H36V49H38ZM48 48H49V50H48ZM58 48V47H57ZM83 48H85L84 50H82ZM222 48V49H221ZM247 50V52L244 50ZM250 48V50H248ZM24 49V50H23ZM28 49V50H27ZM60 49V48H59ZM79 49V50H78ZM168 49H169V51L172 49V51H168ZM218 49V48H217ZM235 49V50H234ZM27 50V51H26ZM48 50V52L46 53V51ZM51 50V51H50ZM73 50V51H72ZM95 50V51H94ZM186 50V51H185ZM214 50V51H213ZM234 50V51H233ZM244 50V51H243ZM254 50V49H253ZM24 51V52H23ZM54 52V53H52L51 54V52ZM65 51V50H64ZM163 51H165L164 53H163ZM219 51V50H218ZM232 51V52H231ZM251 51V52H250ZM35 52V53H34ZM38 52V53H37ZM73 52V53H72ZM241 52V53H240ZM257 52V53H256ZM259 52V53H258ZM24 53V54H23ZM49 53V54H48ZM165 53H167V54H165ZM215 53V54H214ZM232 53H233V55H232ZM247 55H246V54ZM249 53V54H248ZM46 54V55H45ZM50 54H51V56L52 57H48V56H50ZM54 54H56V55H54ZM205 55V57H206V55L208 56V57H206L207 59H209V67H203L204 68V70H202L203 68H202V62H201V58H200V56L201 55ZM216 54H218V56H216ZM229 54H230V56H229ZM241 54V55H240ZM246 55V57L245 56H243V55ZM250 54H251V56H250ZM253 54V55H252ZM257 54V55H256ZM259 54H260V56H259ZM42 55V56H41ZM55 57H54V56ZM136 55H138V54H136ZM158 55V56H157ZM163 55V56H162ZM167 55V56H166ZM232 55V56H231ZM88 56H89V58H88ZM95 56H97V57H95ZM103 56V57H102ZM165 56V57H164ZM215 56L217 57V58H215ZM220 56V57H219ZM238 56H241L242 57V59L240 60V58L241 57H238ZM257 58V61H256V58ZM262 56V57H261ZM91 57V58H90ZM93 57H94V65H93V62L91 63V60L90 59H92V61H93ZM162 57V58H161ZM214 57V58H213ZM228 57H230L229 58V60L227 61V58ZM234 57V58H233ZM238 57V58H237ZM244 57V58H243ZM253 57H254V66L253 65H251V63H252V61H253ZM22 58V59H21ZM53 58H55V59H53ZM246 58V59H245ZM247 58H248V60L249 59H252V60H247ZM260 58H261V60H260ZM114 59H110V63H113L114 64V66H116V65H121V64H124V61L122 60V59H117L116 58V61L114 60ZM146 59H148L147 61H146ZM157 59V60H156ZM160 59H162V60H160ZM212 59H213V61H212ZM239 60L240 61V63H239V61H236V60ZM245 59V60H244ZM263 59V60H262ZM55 60L57 61V60H61V62H56V64L54 63L55 62ZM79 60H78V62H79ZM113 60H114V62H113ZM217 60V61H216ZM233 60H235V62L233 61ZM243 60H244V62H243ZM175 61V62H174ZM220 61H222V62H220ZM259 61H261V62H259ZM51 62V63H50ZM175 64H174V63ZM180 62V63H179ZM215 62H220L219 64L218 63H215ZM224 62V67H222V63ZM245 63V62H249V68H247V70H246V72L244 71L243 72V66L244 65H242L243 63ZM42 63H44V62H42ZM89 63H90V65H89ZM109 63V64H110ZM226 63V64H225ZM252 63V64H253ZM54 64V65H53ZM180 64V65H179ZM234 64H235V66H234ZM237 64L239 65V70H237V69H234L235 70V72L233 71V68L234 67H236L237 66ZM86 65H87V67H86ZM89 65V66H88ZM93 65V66H92ZM142 65H144V66H142ZM172 65V66H171ZM218 65V67H216ZM62 66H60L59 67V65H58V67H56L57 69H55L54 68V70H61V67ZM110 66H113V65H111L110 64ZM142 66V68H140ZM178 66H180V67H178ZM251 66V67H250ZM258 66V67H257ZM157 67H161V68H158L157 69ZM163 67V68H162ZM166 67H168V74H167V76H166V80L168 81L169 79V81H168V84L166 85V91L167 92H165V90H164V93H163V87L162 86H160V85H163L164 86V84H165V82H167L166 80H164L165 79V77H163L161 74H159V72H160V69L161 70H165L166 71ZM172 67V68H171ZM176 67L179 69H176ZM242 67V68H241ZM52 68H50V70H52ZM59 68V69H58ZM66 68V69H65ZM171 68V69H170ZM198 68H199V70H198ZM211 68V69H210ZM213 68V69H212ZM262 68V69H261ZM183 69V70H182ZM224 69V70H223ZM230 69H232L231 70V72H230ZM241 69V70H240ZM260 69V70H259ZM71 70H73V69H71ZM74 70V71H75ZM80 70H82V71H80ZM113 70V71H112ZM120 70V71H119ZM122 70V71H121ZM158 70V71H157ZM170 70H172V71H170ZM174 70V71H173ZM178 70V71H177ZM181 70V72H179ZM262 70V71H261ZM109 71H111L112 72V75H111V72H109ZM130 71V72H129ZM184 73H183V72ZM185 71L187 72V76H189V74H190V77L188 78V77H185L184 75H186V73H185ZM199 71V72H198ZM203 71H204V73H206V75L207 76H209L207 79L206 78H203V77H206V76H204V75H202V74H204L203 73ZM233 71V72H232ZM237 71H240V73L239 72H237ZM256 71L258 72L257 74H256ZM92 72H89V73H91L92 74ZM128 72V73H127ZM174 72H178V73H181L182 74V76H181V74H179L181 77H180V79L178 78V79H176V82H175V80H174V82H173V79L172 78H174L172 75H171V73L173 74ZM190 72V73H189ZM242 72V73H241ZM260 72H262V74H263V77H261L260 75H261V73ZM76 73V72H75ZM109 73V74H108ZM118 73V74H117ZM197 73H198V75H197ZM229 73H230V75H229ZM254 73V75H255V77L253 78V76L254 75H252ZM92 74V75H93ZM116 74H117V76L119 75L120 76V78L119 77H117L116 76ZM170 74V75H169ZM200 74V75H199ZM75 75V76H74ZM250 75H251V77H252V79H253V81H250V79L248 80V78L247 77H249L250 78ZM79 76V77H78ZM94 76H97V75H94ZM108 76V77H107ZM111 76H113V77H111ZM114 76L117 78V80L114 78ZM130 78H129V77ZM153 76V77H152ZM170 76V77H169ZM171 76H172V78H171ZM257 76H260L259 77V80L257 79V81H254V79H256V77ZM176 78L177 77H179L178 75H176L175 76ZM219 77V78H218ZM236 78V79H233V78ZM240 77V78H239ZM245 77V78H244ZM70 80H69V79ZM108 78L109 79H112V78H114L117 82H119V79H120V82L121 83H123L122 81H124V83L123 84H121L120 82L118 83L119 84V86L122 88L123 87V89H121V88H119V86L116 84L117 82H115L114 81V83H115V86H113V79H112V81L111 80H108ZM119 78V79H118ZM181 78H183V79H181ZM242 78V79H241ZM67 79V80H66ZM80 79V78H79ZM130 79V81H128ZM132 79V80H131ZM186 81H185V80ZM188 79H190L189 81H188ZM203 79H205L204 81H203ZM230 79H233L232 81H233V83H231V80ZM64 80H65V82H64V87L66 86L67 88H68V86L70 87V85H72L71 87H75V86H80V87H78V89L79 88H82V85H83V87L86 85L87 86V88L88 89H90L91 88V86L93 85V84H90L89 82L91 81H94V79L92 78V79H88L87 80V78L85 79V81H83V79H80V80H73L72 79V76H71V78H70V76H68L67 78H64ZM138 80H139V82H138ZM163 80H164V82H163ZM171 80H172V82L173 83H175V84H177V83H179L177 86H173V84L171 83ZM178 80V81H177ZM181 80L183 81H185V82H181ZM227 80H229V83H228V81ZM74 81H77V82H75V84H74ZM78 81H80V82H78ZM86 82V84L84 85V84H80V83H83V82ZM131 81H135V83H132ZM161 81V82H160ZM208 81V82H207ZM249 81V82H248ZM125 82H127V83H125ZM251 82V83H250ZM252 82H254V83H252ZM259 82H261V84L262 85H260L259 84ZM263 82V83H262ZM74 84V86H73V84ZM77 83H79V85L77 84ZM156 83V84H155ZM161 83V84H160ZM183 83V84H182ZM186 85H185V84ZM205 83V85H204V87H203V84ZM252 84L251 86V88H249L250 87V84ZM258 83V84H257ZM70 84V85H69ZM121 84V85H120ZM213 84V85H212ZM222 84V85H221ZM228 84H229V86H228ZM233 84V85H232ZM256 84V85H255ZM122 85H124V86H122ZM154 85V86H153ZM182 85V87H180ZM184 85V86H183ZM239 85V86H238ZM242 85V89H240V86ZM25 86V89L24 90H26V91H24V93H23V97H24V99L26 100V102L27 103H29L31 100H32V98L33 97H37V98H39V99H41L42 101H45V93L48 91V88H46L45 86H42L41 85V83H40V81L39 80H32V81H30V82H28V84L27 85H24ZM98 85H96L95 84V86H92V87H95V89H96V87H97ZM128 86V87H127ZM167 86H169L170 88L168 89V87ZM231 86V87H230ZM65 87V88H66ZM90 87V88H89ZM124 87L126 88L125 90H124ZM161 87V88H160ZM186 89H184V88ZM234 87L231 89V92H233V90H234ZM66 88V89H67ZM84 88H86V87H84ZM83 88V89H84ZM86 88V90L88 91V93L90 92V94L93 96L92 98L90 97L91 95H89V94H87V93H83V94H87V96H85V97H87V99H86V104H87V102L89 103L88 105H86L87 107L85 108V110H84V112H86L87 111V120L85 121V123L86 122H89V120H90V123H86V125H88L87 127L89 128V126H94V128L97 126L96 125V121L94 120V114H93V110H92V108H91V106L94 104L93 102V98L95 97V96H98L99 97V94H101L100 92H99V86L97 87V89L95 90L94 88V91L96 92V94H98V95H95L94 96V94H92V93H95L94 91L92 92V88L90 89V91L88 90ZM129 88H131V89H129V92L131 91L132 92V94H133V89H135V92H138V96L136 95L137 93H135L134 92V94L132 95V94H129V93H127L128 91H126V90H128ZM148 90H147V89ZM183 88V90H182V95H184L185 93V95H187V94H189L188 95V98H186V99H184L183 98V96H181L182 98H183V100H184V102H181V101H183V100H180V95H179V91H180V89H182ZM197 88V89H196ZM205 88V89H204ZM75 89V91H76V89L77 88H74ZM77 89V90H78ZM83 89H80V90H78V91H82ZM111 89V90H110ZM119 89H121V91L122 90H124V91H126L125 92V95L123 94L124 93V91H122V92H120L119 91ZM145 89H146V91L147 92H144L145 91ZM200 89H201V91H200ZM204 89V90H203ZM70 90V92H72V90L71 89H69ZM69 90H66V92H64V94L66 95V97H68V98H70V96H69V94H70V92H68ZM114 90H115V92H114ZM178 90V91H177ZM191 90V91H190ZM78 91H77V93H78ZM84 92H85V89L83 90ZM100 91L101 92H103V90H101L100 89ZM159 91V92H158ZM189 91V92H188ZM216 91H217V89H216ZM242 91L241 92H237V90H234V92H233V94L239 99L240 97H241V94H242ZM74 92V91H73ZM130 92V93H131ZM178 94H177V93ZM227 92V93H228ZM77 93L74 95V93H71L72 94V98H70L71 100L72 99H78L79 97H76L77 96ZM148 93H150L149 95L146 94ZM151 93H152V95H151ZM171 96L170 98H169V96H168V98H166V95H168V94ZM184 93V94H183ZM55 93H53V95H54ZM68 94V95H67ZM70 94V95H71ZM103 94H104V92H103ZM117 94H119V95H117ZM120 94H122V95H120ZM126 94H127V96H126ZM156 94H160L159 96L158 95H156ZM229 94V93H228ZM56 95V94H55ZM130 95V96H129ZM146 95V96H145ZM163 95L165 96V97H163ZM179 95V96H178ZM184 95V96H185ZM201 95H204V96H201ZM78 96H82V95H78ZM84 96V95H83ZM135 98H134V97ZM148 96V97H147ZM153 96L154 97H160V98H157V99H159V101L158 100H156L155 98V100H156V102L155 101H152V99H153ZM175 96H177V97H175ZM192 96V97H191ZM194 96V97H193ZM199 96H201V99H203L205 102H201V101H198V98H200ZM89 97H90V99H89ZM132 97V98H131ZM147 97V98H146ZM152 97V98H151ZM163 97V98H162ZM172 97L175 99V100H180V102H177L178 104L177 105H175L176 103H175V100H173L172 99ZM179 97V98H178ZM187 97V96H186ZM203 97V98H202ZM68 98H67V100H68ZM96 98L97 97H95V100H96ZM145 98V99H144ZM181 98V99H182ZM190 98H192L191 99V101H190V103H192V104H189L188 102H189V100H190ZM92 99V100H91ZM132 99V100H131ZM134 99H138V100H134ZM153 99V100H154ZM170 99H171V101L174 103V104H172V103H170L171 104V109L172 110H170L169 108H170V106L168 107V101L169 102H171L170 101ZM189 99V100H188ZM64 100H65V97H64ZM66 100V101H67ZM129 100H131V101H129ZM178 100V101H179ZM188 100V101H187ZM193 100H195V102L193 103ZM200 100V99H199ZM202 100V101H203ZM53 103H58L59 101L58 100H51ZM77 101V100H76ZM90 101V102H89ZM93 101V102H92ZM133 101H135V102H133ZM152 101V102H151ZM164 101V102H163ZM167 101V102H166ZM200 102V103H198L199 105H196L197 104V102ZM126 103V104H124V103ZM162 102H163V104H165V103H167V104H165L164 106L162 105ZM261 102V103H260ZM64 103H65V101H64ZM92 103V104H91ZM137 103V104H136ZM148 103H150V104H148ZM154 103V104H153ZM182 103H184V104H182ZM185 103H188V104H186L185 105ZM116 104V105H115ZM147 104H148V107L146 108V106H147ZM161 104V105H160ZM182 104V105H181ZM243 103H241L240 105H242ZM139 105V106H138ZM150 105L152 106V105H154V106H156L157 105V107L159 108V112H160V110H162L161 109V106H163V107H166V105H167V108H168V112L169 113H167V110H165V109H163L162 111L164 112V110H165V112L163 113V117H164V115H165V118H163V119H166V118H168L167 120H166V122L169 120V121H172V123H173V121L174 122H176V125H178L180 122V117L182 116H184V112L183 111H188V112H190L191 114H190V116H188V112H186V113H188L186 116H184L183 118L184 119H182V117H181V125H180V127H185L184 125H186V127L184 128L187 132V134L186 133H184L185 131H184V129H183V131H182V129L181 130H179V127H178V129L176 128V125L174 124V127L177 129H174V127L172 126V125H170L171 127H173V130H175L176 132H174L173 134V137H170V140L169 139H167L169 136H172V132L171 131H173L172 129H169L168 128V126H169V124H168V122H167V124L166 125H168V126H165V128H167V130L165 131L166 133H167V135H168V130H171L170 131V133H169V136H166L165 134H162L161 136H165V137H163V140H162V137L159 135V134H161L162 132H160V133H157V132H159V131H157L158 129H161L160 127L161 126H163V124L161 123V126H160V124H159V126L158 125H156L155 124V127H156V129L154 128V127H152V126H154L153 124L155 123V121H156V119H157V116H154V119H153V117H151L152 119H150L149 118V116L147 115V114H149L150 115V112L152 111V109L150 108ZM173 105L176 107V108H174L173 107ZM181 107H180V106ZM184 105V106H183ZM191 105H192V107L193 108H195L196 106H197V108L198 107H200V109L202 108V110H199V112H197L198 110H195V112L193 111L194 109L193 108H191ZM194 105H196L195 107H194ZM205 105V106H204ZM115 106V107H114ZM182 106H183V108H182ZM186 106V107H185ZM162 107V108H163ZM254 107V106H253ZM74 108V107H73ZM89 108V109H88ZM119 108V107H118ZM177 108H179V110H181V111H179ZM196 108V109H197ZM178 110V113H184L183 115H180L179 114V116H177L178 115V113H176V111ZM73 109H66V110H64V113H67L68 114V117H72L74 114H78L79 112L78 111H80L81 109H74L73 110V114H71V112L70 111H72ZM76 110V111H75ZM107 110H110V108H108L107 107V109H106V107L105 108H101V113L102 114H106L107 112H109V111H107ZM111 111L110 110V112L109 113H107V114H116L114 111ZM116 110V109H115ZM183 110V111H182ZM190 110V111H189ZM206 110H203L204 112L206 111ZM232 110V111H231ZM261 110H263V111H261ZM137 111H138V109H137ZM145 111V112H144ZM161 111V112H162ZM174 111V112H173ZM192 111H193V113H192ZM68 112H70V113H68ZM147 112V113H146ZM202 113V114H200V115H203L204 114V116H205V114H207L206 116H209V112H210V110H209V112H205V113ZM225 112V111H224ZM231 112H235V114H233V113H231ZM256 112V111H255ZM260 112H261V114H260ZM263 112V113H262ZM4 112H2V110H0V121L1 120H3V116H4V114H3ZM143 113V114H142ZM167 113V114H166ZM174 113H176V115L174 114ZM195 113V114H194ZM162 114V113H161ZM169 114V115H168ZM231 114H233V116L231 117ZM168 115V116H167ZM170 115L171 116H173L172 117V119L173 120H170L169 118H171L170 117ZM194 115H196L195 116V121L197 120V121H199V122H195L196 124H194L193 125V123H192V119H193V116ZM261 116V118H260V116ZM9 115L8 114H6V116L5 117H8ZM142 116V117H141ZM147 117L146 118V120H145V118L144 117ZM161 116V117H162ZM178 118H177V117ZM187 116H188V118H187ZM203 116V117H204ZM205 116V117H206ZM220 116H224V117H221L220 118ZM257 116V117H256ZM28 117V116H27ZM131 117H132V119H131ZM159 117H160V115H159ZM175 117L177 118V120H179V121H176L175 120ZM192 119H191V118ZM198 117H200V118H198ZM216 117V119H214ZM228 117H230V119H228ZM9 118V117H8ZM93 118V119H92ZM186 118V119H185ZM251 117L249 116V118H246L247 120L249 119V120H251L250 119ZM30 119V120H29ZM68 118H66V120H67ZM141 119H143V120H141ZM150 119V120H149ZM189 119H191V121L189 120ZM198 119H201V120H198ZM206 119H207V117H206ZM228 119V120H227ZM232 119V120H231ZM245 119V120H246ZM92 120H94V121H92ZM190 122H189V121ZM213 120V121H212ZM216 120V121H215ZM226 120H227V122L228 123H226ZM26 122H25V124L23 123V125H29L30 123L29 122H32L33 121V118H27V120H25ZM29 121V122H28ZM148 121V122H147ZM150 121V122H149ZM182 121H183V124L184 123H186V122H184V121H188L190 124L192 123V128H190L191 127V125L187 122L186 124H184V125H182ZM207 121V122H206ZM210 121V122H209ZM219 121V122H218ZM220 121H222V122H224V124L223 123H220ZM91 122H92V124H91ZM177 122H179V123H177ZM204 123V125H202L203 123ZM206 122V123H205ZM231 122H233V123H231ZM13 124H12V127H13V129L14 130H18V128H19V124H18V122H17V120H13V122H12ZM147 123V124H146ZM169 123H171V122H169ZM199 123V125H200V127L201 128H199V126L197 125ZM210 125H209V124ZM188 124H189V128H188ZM207 124V125H206ZM84 125V124H83ZM79 126L78 128H80V127H85V126ZM129 125H131V126H129ZM165 125V124H164ZM178 125V126H179ZM169 126V127H170ZM203 126V127H202ZM220 126V127H219ZM74 126H72V127H68V128H66V133H64V136H69V137H75V138H81V137H83V138H85V141H88V143H90V138L89 137H91V136H93V132H91V129L93 130L94 128L92 127H90L89 129L88 128H80V130L77 128V127H75L76 128V130L73 128ZM149 127H151L150 129H149ZM170 127V128H171ZM198 127V128H197ZM207 127H208V129L210 130V131H208L207 130ZM17 128V129H16ZM127 128V129H128ZM154 128V129H153ZM164 128V129H165ZM153 129V130H152ZM163 128L161 129V131H163L164 130ZM197 129H198V131H197ZM214 129V130H215ZM152 132H151V131ZM203 130V132H202V134H200L201 133V131ZM257 130H260L259 132H261L262 130H263V132L262 133H260L259 134V132L257 131ZM89 131V132H88ZM154 131V132H153ZM155 131H157V132H155ZM177 131H182L181 133H177ZM164 131H163V133H165ZM195 132V133H194ZM198 132V133H197ZM209 132V133H208ZM216 132V131H215ZM88 133V134H87ZM92 133V134H91ZM139 134V136H138V134ZM185 134L184 136H182L181 134ZM207 133V134H206ZM257 133V134H256ZM66 134V135H65ZM69 134V135H68ZM151 134V135H150ZM155 134H157L156 136H154ZM177 134V135H176ZM209 134V135H208ZM83 135V136H82ZM91 135V136H90ZM129 136L131 135V134H128ZM199 135V136H198ZM204 136V135H207V136H204V137H202V136ZM255 135V136H254ZM131 136V137H132ZM198 136V137H197ZM201 136V141L199 140V137ZM209 136H211V137H209ZM137 137L139 138V139H137ZM156 137V138H155ZM159 137H161L160 138V140H158L159 139ZM167 137V138H166ZM184 140H183V139ZM198 138V140L200 141L199 142V144L198 145H196V139ZM87 139V140H86ZM127 139H128V141H127ZM169 140L167 143H166V140ZM230 139L232 140V141H230ZM253 139V138H252ZM130 140V141H129ZM193 140H195V141H193ZM256 140H257V142H264V139H262V140H260V138H258V139H255V142H256ZM84 141V142H85ZM123 143H122V142ZM156 141V143H154ZM204 143H203V142ZM128 144H127V143ZM194 142V143H193ZM202 142V143H201ZM213 143V144H211V143ZM253 142H254V139H253ZM87 143V142H86ZM87 143V144H88ZM130 143V144H129ZM191 143H193L192 145H191ZM210 143V144H209ZM215 143V144H214ZM187 144V145H186ZM124 145H125V147H124ZM137 145H138V147H140L139 149H142L141 151H139V149H137L138 147H137ZM144 145L148 148V149H143L144 148ZM155 145H157V148H158V150L155 148L156 146ZM163 145V146H162ZM196 145V146H195ZM203 145V146H202ZM192 146V147H193ZM205 146V147H204ZM124 147V148H123ZM126 147H128L127 149H128V151L126 150ZM145 147V148H146ZM197 147V148H196ZM155 148V149H154ZM162 148V149H161ZM124 149L126 150V152H123L124 151ZM151 149H154V150H151ZM161 149V150H160ZM250 149V150H249ZM249 149L247 148L246 149V151H248V153H251L252 151H253V149H252V147H249ZM252 149V150H251ZM89 149H87L86 150V152L88 151ZM218 150V149H217ZM229 150V152H231ZM90 151V150H89ZM139 151V152H138ZM145 152V154L146 153H149V152ZM155 151V152H154ZM219 151V150H218ZM228 151V150H227ZM255 152V153H254ZM254 152H252L253 154V158L250 156L249 158V162H248V164H247V166H248V168L250 169V170H253L255 173H256V175H260V176H262L264 173H263V170H262V167L260 166V164H261V154H260V152H257V151H254ZM257 152V153H256ZM121 153V152H120ZM260 154V156H259V154ZM256 159V160H255ZM254 160V161H253ZM115 161V160H114ZM109 162L111 163V162H113V160L112 161H110V159H109ZM114 163V162H113ZM117 166H120V164L118 165L117 163H115V166L113 165V167H115V168H113V169H111L110 170V174H111V177H112V179L113 180H116L117 179V169L118 168H116ZM249 173V172H248ZM178 176H179V181L177 182V184H172V186H169V184H138L137 186H138V188H141V192H142V194H141V192H140V194H139V197H137L136 199H137V202H145L146 204H150L151 205V207H150V210L148 211V212H146L145 214V216L147 217L148 216V214H153V211L155 212L156 210H158L157 211V213L160 211L159 209H160V207H159V205H161V204H163V206H164V208H165V205H166V207L169 209V210H171V208H173V209H175V208H177V203H179L178 201H180V195H189V192L188 191H190V190H193V189H195V187H193V184H187V185H185V184H182V182H184L183 181V175L181 174H178ZM181 178V179H180ZM146 185H147V187H146ZM174 185H175V187H174ZM183 185H185V186H187V187H183ZM196 186H197V184H195ZM202 186H203V184H201ZM205 185H207V184H205ZM204 185V186H205ZM231 185H234L235 187H233V188H231V189H223V187L221 188V187H219V186H217V184L215 185V187L214 188H210L209 186H207V188H204V189H202L201 190V192H200V195H202L201 197H204L205 195H210V194H212V192H218V193H220V194H225V196H226V198L225 197H223L224 199L222 200V201H225V200H227L229 203H232L231 205H233V206H231V208H234L235 210H229V212L231 211L232 213H229L228 211V213L227 212H225L224 213V204H223V206H222V203H221V205H219V203H218V206L220 207L221 206V210L222 211H220V209H219V207L217 206V202H218V200L220 201V202H222L221 201V198H218V200H215L216 201V204H214V207L217 209V207H218V209H219V212L218 213H216V215L218 214V216H224V215H227L228 216V214H230L228 217H224L222 220H219V222H221V223H218V221L216 222L215 220H209L208 222L206 221H201L199 224H201V226H199V229L202 231L201 233H199V232H193V234L191 235V232H192V230H193V228L191 227V225L193 226V224H192V221L190 222V223H188V222H186V224L187 225H184L183 223H181L179 226H178V224H171V221H170V216H171V219L172 218H174V217H176L175 215L177 214L178 216L179 215H181V213H178L179 211V209L178 208H180L179 206H178V210L175 212H172V211H170V212H168V210L165 208V210H163L165 213H163V215H165V216H163L162 214H161V216H162V218H161V216L160 215H157V216H160V217H157L156 215H155V213L153 214V215H155L156 217H157V219L155 220L156 222L155 223H157V224H161V223H163L165 220H168V226H165V227H163V226H161V229L160 230H158V240H148V241H145L143 244H138V242H137V251H138V254H140V255H142L143 254V263H136V264H243L244 262H245V257L248 255V254H250L249 252H248V250H247V248H246V246L245 245H243L242 243H240V242H238V238H237V236H238V234H240L242 231H243V229H242V226L243 225H252L254 222L256 223V222H259V224L261 225V228H260V230L262 231V230H264V222H262V220L264 219V198L262 197V199L261 198H256L257 196L259 197V192L261 193V194H263V196H264V191L262 192V190H263V188H262V190L259 188L260 186H258L257 184H249V186L247 187V185H245V184H240V185H238V184H231ZM250 185H251V187H250ZM261 185V184H260ZM198 186H200L199 184H198ZM202 186H200V187H202ZM244 186H246V187H244ZM262 186H264V184L263 185H261V187ZM144 187V188H143ZM182 187H183V190H181L180 191V189H182ZM192 187V188H191ZM254 187H258L259 189H260V191H259V189L257 188H255L254 189ZM188 188V189H187ZM190 188V189H189ZM150 189V190H149ZM177 191H179L178 193H176ZM226 191L228 192V193H226ZM100 192H103V190H100ZM234 192H235V194L237 193L238 194V197H237V195H235V198H233V196L231 195V194H234ZM253 192H255L254 194H253ZM258 192V193H257ZM155 193V194H154ZM162 193H164V194H162ZM248 193H251V195H249ZM102 194V193H101ZM145 194V198H144V196H142V195H144ZM151 194H152V196H151ZM247 194V197L250 199V197H251V199L250 200H248L247 201V198H245V197H243V195H246ZM253 194V195H252ZM147 195V196H146ZM174 195V196H173ZM166 197H169V198H166ZM190 198H191V195L189 196ZM200 197V198H201ZM227 197H228V199H227ZM237 197V198H236ZM254 197V198H253ZM189 198V199H190ZM205 198H207L208 200H209V197H206L205 196ZM212 198V197H211ZM169 199V200H168ZM259 199V200H258ZM192 200V199H191ZM149 201H150V203H149ZM193 201V200H192ZM211 201V200H210ZM212 201H214V198L212 199ZM251 201V202H250ZM260 202L259 204H260V206L259 207H257L258 205L257 204H254V203H257V202ZM263 201V202H262ZM153 202V203H152ZM164 202V203H163ZM166 202V203H165ZM188 202V201H187ZM245 202H248V204H245ZM250 202V203H249ZM252 202H254L253 203V206L254 205H257L256 207H253L252 206ZM165 204V205H164ZM180 204H182V203H180ZM251 204V205H250ZM263 204V205H262ZM158 207H157V206ZM177 205V206H176ZM192 205H194L195 207H197L195 204H193V202L191 203V204H186V206H185V209L186 208H188L189 210H190V208L192 209V208H194V210H195V207L194 206H192ZM245 205H247L246 207H245ZM162 206V205H161ZM162 206V207H163ZM192 206V207H191ZM228 206H230V205H228ZM248 206H250V207H248ZM252 206V207H251ZM155 207H157V208H159V209H156ZM244 207H245V209H244ZM260 207H263L262 209L260 208ZM182 208V207H181ZM180 208V209H181ZM261 209L260 211L261 212H255L257 209ZM162 209V208H161ZM241 209H244L245 211L243 212V210H241ZM246 209H248V211H246ZM259 209H258V211H259ZM240 210V212H238V213H236V211H239ZM250 210V211H249ZM253 210H254V212H253ZM262 210H263V212H262ZM162 211V210H161ZM192 211H193V209H192ZM241 211H242V213H241ZM222 212V213H221ZM234 212V213H233ZM246 212H248V213H246ZM251 212V213H250ZM161 213V212H160ZM220 213V214H219ZM250 213V214H249ZM159 214V213H158ZM232 214V215H231ZM215 215V216H216ZM117 217H118V215H116ZM174 216V217H173ZM217 216V217H218ZM169 217V218H168ZM255 217V218H254ZM260 217V218H259ZM160 218V219H159ZM225 218H227V219H225ZM257 218L260 220L261 218H262V220H258V221H255V220H257ZM163 219V220H162ZM214 221V222H213ZM264 221V220H263ZM177 223V222H176ZM210 223H212V224H210ZM216 223H218V224H216ZM254 223V224H255ZM116 224L118 225V226H121V224H122V221L121 220H117L116 221ZM171 224V225H170ZM188 224L190 225V227L191 228H189V226H188ZM214 224V225H213ZM177 225V226H176ZM184 225V226H183ZM188 228H187V227ZM187 228V229H186ZM190 229V230H189ZM207 229V231H205ZM166 230H167V232H166ZM189 230V231H188ZM262 233H264V231H262ZM208 235H210L209 237H211V238H208ZM215 235H217V236H225L226 237V241H225V244H226V246L224 247V249H226L227 248V252H226V257H225V259H222L221 258V256H219V255H215L216 253H213V252H200V249L199 248H201V247H208L209 246V243H210V240L213 238L214 239V236ZM100 237V238H99ZM98 237V241L100 242V243H102V244H104V245H107V248L109 249V251H117V249H118V242L115 240L114 241V239L112 238V237H110V236H107L106 238L107 239H105V237H103V236H99ZM102 237V238H101ZM130 238V237H129ZM264 238V235L260 238V239H263ZM188 239H191V242H189V243H187L186 244V241L185 240H188ZM111 240H113L114 242L113 243H110V241ZM185 241V242H184ZM131 242V241H130ZM133 242V241H132ZM133 243H136V242H133ZM264 261V260H263ZM118 264V263H117ZM247 264V263H246ZM260 264H262V263H260ZM264 264V263H263Z\"/></svg>",
  "mask_w": 264,
  "mask_h": 264
},
{
  "label": "built area",
  "instance_id": "3",
  "mask_svg": "<svg viewBox=\"0 0 264 264\" xmlns=\"http://www.w3.org/2000/svg\"><path fill=\"white\" fill-rule=\"evenodd\" d=\"M113 242H114L113 240L110 241V243H113Z\"/></svg>",
  "mask_w": 264,
  "mask_h": 264
}]
</instances>
